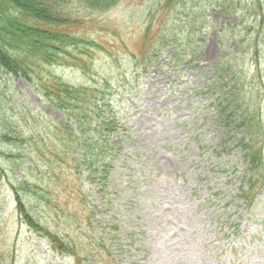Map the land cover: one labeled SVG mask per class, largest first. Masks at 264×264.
<instances>
[{"label":"rangeland","instance_id":"obj_1","mask_svg":"<svg viewBox=\"0 0 264 264\" xmlns=\"http://www.w3.org/2000/svg\"><path fill=\"white\" fill-rule=\"evenodd\" d=\"M177 1L75 9L98 44L94 62L86 74L55 71L104 92L102 114L116 119L110 133L72 118L67 135L66 112L47 104L38 82L0 74V264L53 256L19 218L17 191L31 215L44 220L57 207L63 231L81 238L89 210L103 225L104 214L115 218L111 237L109 224L85 243L86 264H264V157L256 175L246 159L252 141L264 150V0ZM144 38L145 47L173 44L142 63ZM116 148L102 179L103 160L87 162ZM252 175L263 187L249 201ZM65 259L57 264L74 260Z\"/></svg>","mask_w":264,"mask_h":264},{"label":"trees","instance_id":"obj_2","mask_svg":"<svg viewBox=\"0 0 264 264\" xmlns=\"http://www.w3.org/2000/svg\"><path fill=\"white\" fill-rule=\"evenodd\" d=\"M118 1L0 0V74L27 79L35 84L38 82L47 104L58 105L66 112L68 121L64 126L69 130L67 135H72V118L78 124L85 120L87 126H93L98 118L99 101L104 94L97 85L83 89L73 86L55 71L61 68L86 74L94 62L95 53L90 48H96L98 44L86 38L85 19L75 9L108 10ZM157 1L162 2L164 7H170L175 2ZM261 13L260 24H263L264 12ZM147 41L144 38L143 47ZM172 44L165 43V40L149 43L141 49L142 62H151L153 54L171 49ZM1 81L0 77V85ZM11 128L12 123L9 122V134ZM97 161L98 157L92 158L87 164L92 166Z\"/></svg>","mask_w":264,"mask_h":264}]
</instances>
